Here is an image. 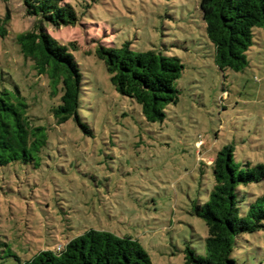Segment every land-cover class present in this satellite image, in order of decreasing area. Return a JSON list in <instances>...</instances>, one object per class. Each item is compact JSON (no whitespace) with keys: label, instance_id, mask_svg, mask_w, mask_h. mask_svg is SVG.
Segmentation results:
<instances>
[{"label":"rangeland","instance_id":"1","mask_svg":"<svg viewBox=\"0 0 264 264\" xmlns=\"http://www.w3.org/2000/svg\"><path fill=\"white\" fill-rule=\"evenodd\" d=\"M78 23L48 33L75 42L83 77L79 115L56 125L48 80L23 58L15 35L31 30L19 0H0L9 36L0 41V74H8L46 145L34 162L0 167V264H18L55 250L88 229L137 240L153 264H185L191 246L205 256L207 228L193 214L214 186L212 160L231 147L237 170L264 165V28L253 30L247 67L220 71L205 33L200 0H64ZM177 56L183 71L178 102L163 122L149 123L141 107L118 94L98 44ZM4 87L11 89L9 80ZM249 164V167L246 165ZM244 205L264 195V179L237 188ZM236 264H264V230L240 234Z\"/></svg>","mask_w":264,"mask_h":264},{"label":"trees","instance_id":"2","mask_svg":"<svg viewBox=\"0 0 264 264\" xmlns=\"http://www.w3.org/2000/svg\"><path fill=\"white\" fill-rule=\"evenodd\" d=\"M19 1L24 16L34 22L31 30L15 35L13 42L37 74L47 78L50 94L58 101L51 110L56 125L73 119L86 133L79 115L83 77L73 56L77 45L60 43L47 30L75 26V8L64 0ZM199 10L215 65L222 72L243 71L253 45V30L264 28V0H200ZM9 21L7 11L0 19V41L9 36ZM95 54L104 63L115 91L137 103L147 122H163L166 107L179 99L176 82L183 71L181 60L162 52H135L128 43L121 47L98 44ZM6 75L0 74V167L34 162L35 153L46 145V129L34 125L19 88ZM6 80L13 84L11 89L2 84ZM211 167L214 186L209 199L193 208L207 228L205 256L187 245L185 264H236L231 257L235 239L264 230V195L244 205L237 191L239 186L262 181L264 165L237 170L232 148L227 146L217 153ZM15 258L18 264H153L137 240L94 229L68 241L60 251H40L23 263Z\"/></svg>","mask_w":264,"mask_h":264},{"label":"built area","instance_id":"3","mask_svg":"<svg viewBox=\"0 0 264 264\" xmlns=\"http://www.w3.org/2000/svg\"><path fill=\"white\" fill-rule=\"evenodd\" d=\"M60 249H61V247H60V246L56 248V250H57V251H60Z\"/></svg>","mask_w":264,"mask_h":264}]
</instances>
